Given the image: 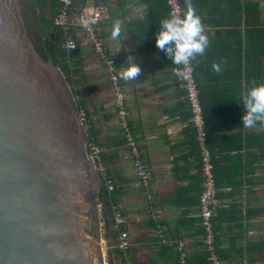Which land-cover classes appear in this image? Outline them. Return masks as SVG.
<instances>
[{
	"label": "crops",
	"instance_id": "1",
	"mask_svg": "<svg viewBox=\"0 0 264 264\" xmlns=\"http://www.w3.org/2000/svg\"><path fill=\"white\" fill-rule=\"evenodd\" d=\"M192 3L210 41L204 53L208 59L216 53L210 47L217 32L228 31L231 26L216 23L215 0ZM98 7L107 12L99 24V34L105 41L107 58L116 62L117 72L124 70L130 55L141 67L136 78L121 77V85L133 134L147 166L146 183L137 176L120 127L107 58L95 52L78 26L83 15ZM168 16L166 0H76L71 12L79 51L71 62L77 71L71 89L87 114L88 127L84 128L94 131L97 144L103 148V163L120 192L123 227L131 241L129 264H179V239L187 242L190 262L198 263L204 256L199 214L203 188L200 147L182 78L174 72L175 63L156 46L160 22ZM116 21L121 31L114 39ZM220 22L227 21L223 18ZM36 25L34 19L39 38ZM227 135L226 129L217 126L210 135L219 186L216 225L220 254L224 264H264V166L257 170L251 188L248 148L244 149L242 142L239 151L238 138Z\"/></svg>",
	"mask_w": 264,
	"mask_h": 264
},
{
	"label": "water",
	"instance_id": "2",
	"mask_svg": "<svg viewBox=\"0 0 264 264\" xmlns=\"http://www.w3.org/2000/svg\"><path fill=\"white\" fill-rule=\"evenodd\" d=\"M31 29L0 0V264H108L89 134Z\"/></svg>",
	"mask_w": 264,
	"mask_h": 264
},
{
	"label": "trees",
	"instance_id": "3",
	"mask_svg": "<svg viewBox=\"0 0 264 264\" xmlns=\"http://www.w3.org/2000/svg\"><path fill=\"white\" fill-rule=\"evenodd\" d=\"M180 2L183 5L184 15L187 11V3L186 0H180ZM60 6L61 0H32L30 5L31 16L37 24L39 38L34 35L33 30L32 34L35 36L43 57L46 60H51L56 67L60 68L69 85L73 87L74 76L77 71L72 69L71 62L79 54V51L78 49H67L66 44L70 39L77 42L78 39L72 30L70 33H65L54 25L53 19ZM214 9L216 10V17H218L216 23L219 25L222 23L230 24L231 29L217 32V36L211 41L213 43L210 47V50H214L216 53L212 54L211 57L206 59V55L203 54L191 59L204 109L209 146L212 148L210 135L216 126L218 129L228 131L227 138L233 135L238 138L236 143L238 142L237 149L239 151L242 150L241 143L243 142L244 149L245 147L248 148L250 186L252 188L258 177L257 170L264 166V122H257L254 127H246L242 124L245 109L241 97L247 94L253 82L256 84L264 83V0H215ZM38 12L41 13V17H38ZM169 15H171L170 8ZM232 17L233 20L228 22ZM223 18L227 22H220ZM214 62L221 64L220 72L212 69ZM174 67H181V64H174ZM77 103L81 111L83 106L80 101ZM213 124L216 125L215 128H213ZM87 131L90 143H97L94 131L91 128ZM105 165L108 166L106 163ZM215 176L218 185L216 167ZM99 177L101 191L98 195V201L102 205L104 238L108 244L107 262L108 264H129L130 249L125 252L117 246L120 233L125 228L117 229L114 225L113 206L120 205V192L116 189L109 191L101 175ZM217 197L219 199V186ZM216 217L214 227L216 245L220 254ZM201 227L202 238H204L206 232L202 224ZM206 255L204 250L201 261L195 264H208ZM220 257L223 260L221 254ZM189 264L194 263L189 261Z\"/></svg>",
	"mask_w": 264,
	"mask_h": 264
},
{
	"label": "built area",
	"instance_id": "4",
	"mask_svg": "<svg viewBox=\"0 0 264 264\" xmlns=\"http://www.w3.org/2000/svg\"><path fill=\"white\" fill-rule=\"evenodd\" d=\"M74 2L75 0H61L60 9L53 19L54 25L65 33H70L72 30L71 12ZM167 3L171 15L183 17V5L180 0H167ZM105 15H107V12L103 8L98 7L93 13L83 15L80 18L78 26L82 29L86 39L91 43L95 52L101 57L107 58L105 41L99 34V24ZM66 47L69 50H75L77 48V41L74 39L68 40ZM107 68L111 73V80L115 90V105L120 127L125 134L127 146L133 157L137 176L146 183L149 177L147 166L139 144L133 134L127 97L121 85V76L116 70V62L114 59L107 58ZM174 72L180 75L184 81L185 97L191 111V123L196 131V139L200 147L203 188L199 197V214L201 224L206 232L203 238V247L207 253L206 261L208 264H224L216 245L214 227V219L217 215V208L219 207L215 163L213 152L209 146V134L206 130L204 109L191 59L181 64V67L174 68ZM79 119L84 126L88 127V118L85 111H79ZM88 149L89 157L95 161L99 175L105 181L109 191H114V180L109 173L108 167L102 160L103 148L97 143L92 142L89 144ZM113 216L115 228L121 229L125 225V218L120 205L113 206ZM117 246L125 252L131 248L129 233L126 230L120 233ZM176 251L178 252L179 264H189V251L185 240L179 239L177 241Z\"/></svg>",
	"mask_w": 264,
	"mask_h": 264
},
{
	"label": "clouds",
	"instance_id": "5",
	"mask_svg": "<svg viewBox=\"0 0 264 264\" xmlns=\"http://www.w3.org/2000/svg\"><path fill=\"white\" fill-rule=\"evenodd\" d=\"M186 3L187 11L183 17L169 15L164 18L161 20L160 29L156 34V46L177 65L203 55L210 44L204 31V24L197 14L192 0H186ZM120 31V23L116 21L112 37L117 38ZM124 64L127 66L120 73L123 79L136 78L141 72L137 58L131 55ZM212 69L220 72L221 64L214 62ZM241 101L245 109L242 116L244 126L254 127L257 122H264V83L253 82L247 94L241 97Z\"/></svg>",
	"mask_w": 264,
	"mask_h": 264
},
{
	"label": "flooded vegetation",
	"instance_id": "6",
	"mask_svg": "<svg viewBox=\"0 0 264 264\" xmlns=\"http://www.w3.org/2000/svg\"><path fill=\"white\" fill-rule=\"evenodd\" d=\"M31 3H32V0H23V8H24L25 14L27 15L28 25L30 29H31V24H30L29 18L31 17V8H30Z\"/></svg>",
	"mask_w": 264,
	"mask_h": 264
}]
</instances>
